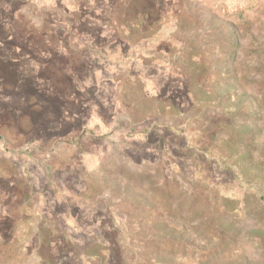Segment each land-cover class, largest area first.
Here are the masks:
<instances>
[{"label":"rangeland","instance_id":"rangeland-1","mask_svg":"<svg viewBox=\"0 0 264 264\" xmlns=\"http://www.w3.org/2000/svg\"><path fill=\"white\" fill-rule=\"evenodd\" d=\"M6 2L0 264H264V0Z\"/></svg>","mask_w":264,"mask_h":264},{"label":"crops","instance_id":"crops-1","mask_svg":"<svg viewBox=\"0 0 264 264\" xmlns=\"http://www.w3.org/2000/svg\"><path fill=\"white\" fill-rule=\"evenodd\" d=\"M8 0H0V27L7 26L9 27L10 21L8 20L10 18V13L8 12V3L6 2ZM103 43H106L104 41ZM11 42L8 40H1L0 41V87L5 84L4 80L6 79H13L14 83H22L23 85L26 84L28 80L32 81L34 78H36L37 73L39 72L40 68L36 65V63L32 64L31 71L34 72L35 76H27V68L24 67L26 62V57L23 56V50H21L24 46L16 45V46H10ZM101 47V46H99ZM90 61V60H89ZM91 65L94 68L95 64ZM91 65H89L86 69H83L82 71H76L75 73V87H76V96H74V102L76 103L77 109H79V114L86 112V106H89L92 100V96H95L97 92L91 88L88 84L89 81L92 82V75H93V69L91 68ZM93 70V71H92ZM82 73V74H81ZM9 74V75H6ZM87 75V77H85ZM7 76V78H6ZM73 76V77H74ZM74 77V78H75ZM95 83V82H94ZM36 85H40V83H35ZM91 86L92 83H90ZM16 85V84H15ZM21 89L19 88V93ZM5 91L1 92L0 94H4ZM18 93V94H19ZM73 94V93H72ZM71 95V94H70ZM70 95L68 97H70ZM72 96V95H71ZM73 97V96H72ZM79 97V100L77 99ZM70 100V99H68ZM4 111V110H3ZM6 111L9 113V109H6ZM83 125L85 124L83 120Z\"/></svg>","mask_w":264,"mask_h":264}]
</instances>
